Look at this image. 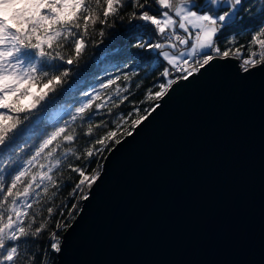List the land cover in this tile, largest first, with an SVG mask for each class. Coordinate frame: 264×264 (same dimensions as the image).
I'll use <instances>...</instances> for the list:
<instances>
[{
	"label": "snow or ice",
	"instance_id": "snow-or-ice-1",
	"mask_svg": "<svg viewBox=\"0 0 264 264\" xmlns=\"http://www.w3.org/2000/svg\"><path fill=\"white\" fill-rule=\"evenodd\" d=\"M217 74H264V0H0V264H58L109 161Z\"/></svg>",
	"mask_w": 264,
	"mask_h": 264
},
{
	"label": "water",
	"instance_id": "water-1",
	"mask_svg": "<svg viewBox=\"0 0 264 264\" xmlns=\"http://www.w3.org/2000/svg\"><path fill=\"white\" fill-rule=\"evenodd\" d=\"M89 203L58 264H264V74L181 89Z\"/></svg>",
	"mask_w": 264,
	"mask_h": 264
},
{
	"label": "trees",
	"instance_id": "trees-1",
	"mask_svg": "<svg viewBox=\"0 0 264 264\" xmlns=\"http://www.w3.org/2000/svg\"><path fill=\"white\" fill-rule=\"evenodd\" d=\"M124 28L121 24L117 23L116 25V29L112 30L109 32L108 36L105 38L104 40V44H108L109 42V38L111 37V35L113 34V32H119V33H123ZM231 34V33H230ZM241 42H243V40H241ZM122 46V44L120 45ZM131 51H136V49H131ZM97 54V50L96 49H89L88 53L86 54L85 59L90 61V58L95 56ZM121 61L127 62V57H125L124 55H119V56H115L113 58H111L108 62L103 63L100 65V70H111V65L112 63H119ZM151 69V63L149 62L145 68L141 69V76H143L146 72L150 71ZM100 74V71H97V75ZM139 98V97H137ZM53 260H56V257H53Z\"/></svg>",
	"mask_w": 264,
	"mask_h": 264
}]
</instances>
